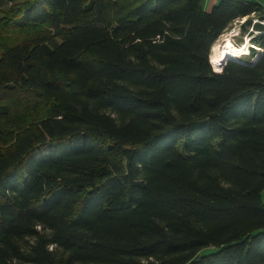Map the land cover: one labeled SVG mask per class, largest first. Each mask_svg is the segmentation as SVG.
Returning <instances> with one entry per match:
<instances>
[{"label": "trees", "instance_id": "trees-1", "mask_svg": "<svg viewBox=\"0 0 264 264\" xmlns=\"http://www.w3.org/2000/svg\"><path fill=\"white\" fill-rule=\"evenodd\" d=\"M204 1L4 2L0 264H264V7Z\"/></svg>", "mask_w": 264, "mask_h": 264}, {"label": "rangeland", "instance_id": "rangeland-1", "mask_svg": "<svg viewBox=\"0 0 264 264\" xmlns=\"http://www.w3.org/2000/svg\"><path fill=\"white\" fill-rule=\"evenodd\" d=\"M4 2L6 3V0H0V11H1V8L5 7ZM0 18H1V13H0ZM252 18L253 19H252L251 26L249 27V29L246 33H243L241 31V27L248 20V18H243L244 21H243V19H239V20L235 21L234 23H232V25L229 26V28L226 30V32L217 40L215 45H217L220 48V47L226 45V40H230L235 49H237V48L242 49L246 44H250V46L248 45L247 51H245L246 57H243L241 59V61L251 62V64L253 65L256 62V60L264 53V50L259 49L252 44L251 39L253 37L261 34V33L257 32L256 30L253 29V25L255 23H260V24L264 25V19H260L257 17H252ZM252 50H255L256 52H258L257 55L252 56V53H253ZM0 56H1V51H0ZM212 56H213V53L211 50L210 63L213 66V69L215 71V67H214V64L212 63V59H211ZM214 56H217V52L214 53ZM241 57L242 56L235 58V59H239ZM238 61H240V60H238ZM226 62H227V60L225 61L224 66H225ZM222 69H220V71L217 73H220L222 71ZM262 202L264 203V191L262 192Z\"/></svg>", "mask_w": 264, "mask_h": 264}, {"label": "bare ground", "instance_id": "bare-ground-1", "mask_svg": "<svg viewBox=\"0 0 264 264\" xmlns=\"http://www.w3.org/2000/svg\"><path fill=\"white\" fill-rule=\"evenodd\" d=\"M248 45L250 46V44H246L244 47L242 46V49H235L230 40H226V45L220 48L217 45H214L212 49L213 56L211 59L212 63L214 64L215 71L219 72L220 69L223 68L224 63L228 58L235 59L245 55ZM215 52H217V56H214Z\"/></svg>", "mask_w": 264, "mask_h": 264}, {"label": "crops", "instance_id": "crops-1", "mask_svg": "<svg viewBox=\"0 0 264 264\" xmlns=\"http://www.w3.org/2000/svg\"><path fill=\"white\" fill-rule=\"evenodd\" d=\"M249 1H254L256 3H259L264 7V0H249ZM218 2L219 0H205L203 4L204 11L210 13Z\"/></svg>", "mask_w": 264, "mask_h": 264}, {"label": "clouds", "instance_id": "clouds-1", "mask_svg": "<svg viewBox=\"0 0 264 264\" xmlns=\"http://www.w3.org/2000/svg\"><path fill=\"white\" fill-rule=\"evenodd\" d=\"M243 57H246V55H243L241 58H239V59H230V58H228L227 59V62L229 61V60H233V61H238V60H240L241 61V59L243 58ZM248 57V56H247Z\"/></svg>", "mask_w": 264, "mask_h": 264}, {"label": "built area", "instance_id": "built-area-1", "mask_svg": "<svg viewBox=\"0 0 264 264\" xmlns=\"http://www.w3.org/2000/svg\"><path fill=\"white\" fill-rule=\"evenodd\" d=\"M243 21H244V19H243Z\"/></svg>", "mask_w": 264, "mask_h": 264}]
</instances>
